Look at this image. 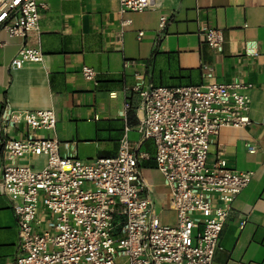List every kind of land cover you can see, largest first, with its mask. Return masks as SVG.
Wrapping results in <instances>:
<instances>
[{
	"label": "crops",
	"instance_id": "0c3cea01",
	"mask_svg": "<svg viewBox=\"0 0 264 264\" xmlns=\"http://www.w3.org/2000/svg\"><path fill=\"white\" fill-rule=\"evenodd\" d=\"M45 1L37 32L22 38L0 28V112L5 106L52 108L54 129L38 134L56 138L60 154L81 159L116 155L128 124L129 145L147 152L139 166L163 223H174L175 212L155 165L154 145L136 129L138 96L131 87L252 83L251 122L222 127L209 146V162L221 156L231 168L253 171L232 201L212 264H264V0H157L142 12L123 13L118 0ZM162 15L166 20L159 27ZM124 19L130 22L121 25ZM208 28L221 30V48L204 40ZM24 43L39 44L43 59L11 69L10 59ZM84 64L95 69L94 80L83 77ZM27 131L23 123L0 129V165L4 141ZM22 161L41 168L46 157L26 155ZM19 252L16 215L0 186V264H14Z\"/></svg>",
	"mask_w": 264,
	"mask_h": 264
},
{
	"label": "built area",
	"instance_id": "2783aa9c",
	"mask_svg": "<svg viewBox=\"0 0 264 264\" xmlns=\"http://www.w3.org/2000/svg\"><path fill=\"white\" fill-rule=\"evenodd\" d=\"M120 13L142 12L157 0H118ZM45 0H0V28L26 38L38 31ZM166 16L159 19V27ZM124 19L121 25H127ZM144 34L137 33L138 38ZM204 40L221 48L223 34L208 28ZM252 53H256L252 51ZM39 44L24 43L9 62L11 69L43 59ZM211 67L203 65L205 76ZM85 79L96 71L84 64ZM252 83L209 81L188 85H133L138 103L136 129L154 145V160L168 187L175 222L158 217L139 162L147 152L131 147L128 124L116 155L81 159L62 155L58 140L39 135L54 129L52 108L0 112V129L23 123L29 129L7 138L2 147L0 186L16 215L20 252L14 264H212L218 238L252 170L227 165L224 157L208 161L209 146L224 126L243 127L251 120ZM131 106L125 102L124 107ZM249 151L255 146L249 144ZM26 155H44L34 168Z\"/></svg>",
	"mask_w": 264,
	"mask_h": 264
},
{
	"label": "trees",
	"instance_id": "16d2710c",
	"mask_svg": "<svg viewBox=\"0 0 264 264\" xmlns=\"http://www.w3.org/2000/svg\"><path fill=\"white\" fill-rule=\"evenodd\" d=\"M2 152V151H1Z\"/></svg>",
	"mask_w": 264,
	"mask_h": 264
}]
</instances>
